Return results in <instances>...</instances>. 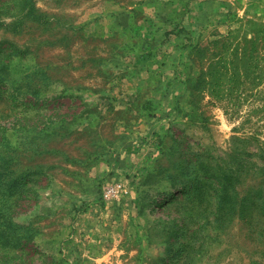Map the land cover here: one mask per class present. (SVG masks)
<instances>
[{"label":"rangeland","instance_id":"rangeland-1","mask_svg":"<svg viewBox=\"0 0 264 264\" xmlns=\"http://www.w3.org/2000/svg\"><path fill=\"white\" fill-rule=\"evenodd\" d=\"M0 264H264V0H0Z\"/></svg>","mask_w":264,"mask_h":264}]
</instances>
